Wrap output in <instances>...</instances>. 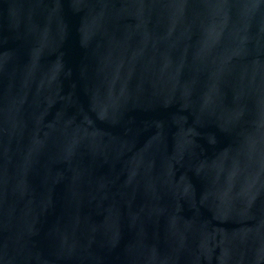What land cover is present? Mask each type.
Wrapping results in <instances>:
<instances>
[{"label":"water","instance_id":"obj_1","mask_svg":"<svg viewBox=\"0 0 264 264\" xmlns=\"http://www.w3.org/2000/svg\"><path fill=\"white\" fill-rule=\"evenodd\" d=\"M0 264H264V0H0Z\"/></svg>","mask_w":264,"mask_h":264}]
</instances>
